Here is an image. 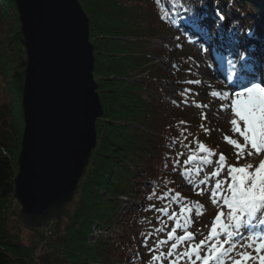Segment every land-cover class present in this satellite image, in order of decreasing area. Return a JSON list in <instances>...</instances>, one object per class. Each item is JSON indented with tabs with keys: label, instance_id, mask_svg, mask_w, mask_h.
Masks as SVG:
<instances>
[{
	"label": "trees",
	"instance_id": "trees-1",
	"mask_svg": "<svg viewBox=\"0 0 264 264\" xmlns=\"http://www.w3.org/2000/svg\"><path fill=\"white\" fill-rule=\"evenodd\" d=\"M79 1L90 19V38L96 59L94 74L104 109L103 117L97 122L98 146L79 184L71 205L73 209L65 211L67 223L64 224L62 219L41 229L27 227L35 234L33 245L28 246L10 225L11 216L19 215L17 208H20L14 196V179L18 173L24 130L21 98L27 54L16 6L10 0H3L4 17L12 21L17 18L12 24L9 40V44H16V49L12 51L7 45L2 47L5 53L0 57V74L11 80L10 89L16 95L17 106L14 105L13 110L8 108L12 110L13 125L9 126L10 122H7L10 115L3 113L0 116V264H95L100 259L110 264L114 259L124 261L131 254L128 240L112 246H107L105 241L95 243L92 242V228L100 224L106 227L116 219L120 198L130 197L131 184L139 177L138 171L147 166L150 167V187L175 188V177L167 170L164 158L172 157L178 139L185 143L192 137L191 123L180 116L169 124L161 106L148 102L142 95L140 83L134 76L153 58L144 31H156L160 35L171 32L176 23L173 16L181 12L186 0H161L159 5L157 0ZM190 2L189 14L194 16L200 11L217 33L224 30L230 7L232 21L227 34L231 37L247 32L252 24L248 16L258 8L259 20H263L259 30L264 31V10L260 13V4L264 5V0H256V3L253 0ZM165 13L167 18L161 19ZM142 14L149 17L156 30L151 24L145 26L140 21ZM128 38H133V42ZM40 246L46 251L37 256Z\"/></svg>",
	"mask_w": 264,
	"mask_h": 264
},
{
	"label": "water",
	"instance_id": "water-1",
	"mask_svg": "<svg viewBox=\"0 0 264 264\" xmlns=\"http://www.w3.org/2000/svg\"><path fill=\"white\" fill-rule=\"evenodd\" d=\"M27 54L14 196L25 226L60 221L76 196L104 109L90 19L79 0H10Z\"/></svg>",
	"mask_w": 264,
	"mask_h": 264
},
{
	"label": "rangeland",
	"instance_id": "rangeland-1",
	"mask_svg": "<svg viewBox=\"0 0 264 264\" xmlns=\"http://www.w3.org/2000/svg\"><path fill=\"white\" fill-rule=\"evenodd\" d=\"M111 2L112 1L109 0V3ZM190 3H191L190 0H186L185 3L183 4L181 8L182 9L181 17H178L181 12L178 14L176 13L173 16V18L175 17L177 18V23H176L177 28L175 31L172 32L165 31L161 35L155 33L156 31H153L152 33L150 31L147 32L144 31L145 33L144 38H146V40L151 44V46L149 47H150V54L153 56V58L150 60L147 66H144V68H142L140 72L137 71L136 73H134L135 74L134 76L137 78V81H139L140 83L141 86L140 90L142 92V95L148 100V102L155 103L161 106L160 110L162 109L164 115H166L165 117L168 119L169 124H171L170 123L171 120L174 122V120L178 119L180 116L181 118L185 119L187 122L191 123V127L189 129L190 131H192V137L190 138L189 142L182 143V147L181 149H179L181 151L177 150L176 153L177 155L178 153H183L182 156L179 157L177 156L178 159L180 160V164L182 165V169L179 172V174H177L178 177L176 178L179 187L176 191L173 190L171 194L174 195L176 192H179L181 199L193 204L194 211H195V204L197 202L203 206L202 209L203 214L198 217L193 215L191 218V224H190L191 226L189 225L190 227L187 228V231L194 234V239L190 243L198 244L200 240L208 236L212 224L215 220V217L220 211V209L212 203L211 195H210V187L212 184H214L215 179H224L227 176L228 165H234L239 167L247 163L253 165L254 168L259 164L261 159H264V153H261L259 156L255 154L250 157L245 155L243 159L237 160V154L234 146L229 144L225 139V137H229L231 139H237L240 143H243V138L239 136V133H233L232 131V125L230 121L235 117L230 107V101L227 102L225 100L210 95V93L212 92H218L221 94L225 93V89L223 86L220 85L219 88L216 85V83L219 82L217 76L215 75V69L217 66L216 53L218 51L216 49V45H219L220 47L224 45L232 49L236 48L237 46H240V48L242 49L239 51L238 55L242 56L246 54L243 48L245 47L248 41H251V44L253 48H255V52H256V56H254V58L255 59L259 58V60H261L262 58L263 59L262 62H264V50L261 48V47L264 48V38H263L264 31L261 32L259 30L260 24L263 22V20H259V13H258L259 9L256 8L257 9L255 11L256 13L251 11V13L248 16L249 20L252 22L250 28L243 37L237 38V41L235 42V44H233L235 46L234 47L231 44L232 41H229V37L227 35V29L229 28L231 23L226 19L224 30L219 31V33H217L216 28L209 29L205 25L204 21L198 18H195L196 22L192 23V20L195 16L187 15L186 13L188 11V7ZM253 3H256V0H253ZM260 6H261L260 13H262L264 10V5L260 4ZM198 14L201 13L198 12L196 16ZM229 14L227 15L228 19H230ZM5 15H6V8L4 6L3 0H0V57H2L5 53L4 48L2 49L3 46L4 47L6 45L9 46L8 48H12V51L16 49V44L14 42L9 44V40H11L10 37H11V29L13 26L12 24L13 22L14 24L17 22L18 17L14 18L15 21H12L10 18L6 19L4 17ZM148 18L149 17L142 14L140 21H143L145 26H148L147 24L152 25L153 22L151 23V21H149ZM177 37H179V39H177ZM128 40L133 42L134 39L128 38ZM146 40L144 41L147 42ZM91 42L93 43V40H91ZM177 45H180V47H177ZM12 51L10 50V52ZM174 65L175 67H173ZM103 68H105V66H103ZM230 72H235V71L231 70ZM263 73L264 72H260L259 76H262ZM95 79L96 81L98 80L97 78ZM195 80H199L201 81V83L200 84L185 83V81H195ZM10 83L11 80L6 75L0 74V116L1 114L3 115V113L10 115L7 121L10 122L9 126L13 125L14 123L11 118V112L14 108V105L17 106V98L15 93L10 89ZM185 88L192 89V92L188 94L187 104H184L182 102L184 97H182L179 94ZM227 89L229 92L238 91L236 88L230 91L228 85L226 90ZM7 93H9V95ZM173 100H175L177 103L173 104L172 103ZM193 101H195L196 103H200L202 105H208V107L198 108L194 105ZM222 105H224L223 108L221 107ZM21 106H22V119H23L22 123L24 124L22 98H21ZM8 108L12 110L9 111ZM202 125L203 127H201ZM241 127H243L242 123H241ZM194 132L197 134H195ZM205 141L207 142V144ZM197 142L203 143L208 149H210L215 153L214 157H210V159L213 160V163L209 166L204 167V171L201 173L200 178H203L206 175H210L218 167L215 161L218 160L219 155L221 153L224 154V156L226 157L224 172L221 173L220 177H214L209 181V186L205 188L203 195L197 194L199 189H194L193 186L190 183H188L187 178L181 175L185 167H189V166L193 168L196 167L195 164L189 166L184 165L183 161L187 159L189 155L193 154L194 152L201 156L204 155V153L198 152ZM184 145H187V147H185ZM138 172H140V170ZM145 181H146L145 178L137 177L136 180L131 184V187H133L132 190L135 189V185L137 183L139 186V190L144 191ZM200 187L204 188L203 185H201ZM226 187L227 185H225V188ZM165 192H166V188L155 189L154 187H151L149 189V192L145 194V198L149 204L155 205V209H159L164 207L165 204L168 203L167 200L159 199V197L163 196ZM153 193H155V195H153ZM132 196H133V192L131 193L130 197ZM149 197H151V199H149ZM129 198L128 200L127 198L124 197L120 198L119 207H120L121 216H119L117 220L124 217V215L129 210L131 205H133V201H131V199ZM73 204L74 203L72 202L70 205L66 207V209L68 208V210L71 211L73 209V206L71 205ZM137 206L138 204L134 207L137 208ZM173 207H175V205H173ZM155 209H150L149 207H146L144 209L145 211L144 213L137 212L136 215L142 218H145L146 216L159 217V218L164 217L160 213L156 212ZM18 211H19V215L11 216L10 225L11 227H13L15 230L18 231L23 243L27 244L28 246H32L34 242L35 234L34 232H32V230L28 229L22 222L20 217L21 208L19 209L17 208V213ZM224 211L226 212L227 209L225 208ZM62 219L64 221V224L65 222L67 223L68 219L67 217H65V214L62 217ZM52 221H55V219ZM52 221L49 222L51 226L54 224ZM116 225L112 224L110 229L106 227L103 228L104 231L102 235L109 237L112 236L115 231ZM120 226L121 225H117V227ZM167 226L165 227L166 231L164 233L165 239H167V233L170 232L173 227H175V225H171V227H169V225ZM142 228H143L142 226L135 227L136 231L134 230L133 227L130 230H122V235L123 237H127L129 233L132 231L133 234H138L141 231H143ZM93 230H95L94 227L92 228V232H93L92 235L95 234ZM176 234L182 235L183 230L178 229ZM48 235L50 237L52 236L50 232L48 233ZM136 238L140 239V237L138 236H136ZM124 239L125 238L120 237V240H124ZM221 239H223V237H221ZM128 241L130 242L132 241V239H128ZM170 242L171 241H169V243L167 244V250L164 252L165 254L170 248L171 245ZM188 243L189 242L186 241L182 245V248L187 247ZM241 243H248V241H242ZM180 250L181 248L177 249V251ZM241 250H247L250 252L253 251L251 248L249 249H240L239 247L237 248V251H241ZM45 251L46 250L42 248V246L38 247L36 251L37 256L43 254ZM201 254H203V252ZM253 255H255L254 252ZM151 256L152 255H146L144 257V264H148ZM102 263L105 264V262ZM110 264H121V263L111 262ZM124 264H128V263L126 262ZM136 264H139V262H136ZM162 264H168V260H163ZM226 264H231V261H226ZM251 264H255V261L251 262Z\"/></svg>",
	"mask_w": 264,
	"mask_h": 264
},
{
	"label": "snow or ice",
	"instance_id": "snow-or-ice-1",
	"mask_svg": "<svg viewBox=\"0 0 264 264\" xmlns=\"http://www.w3.org/2000/svg\"><path fill=\"white\" fill-rule=\"evenodd\" d=\"M160 3L161 0H157V4ZM167 16L168 14L165 13L161 19H166ZM221 19L223 18L221 17ZM195 22V18H193L192 23ZM185 83L200 84L201 81H185ZM238 87L239 90L233 91L231 95L218 92H212L210 95L230 101V107L235 117L230 121L232 131L239 133V136L243 138V143L229 137H225V139L234 146L237 160H240L245 155L250 157L254 154L259 156L264 153V79L258 82L255 77L246 81L242 80L238 82ZM191 92L192 89L185 88L179 93L184 97L182 101L184 104L188 103V94ZM172 103L176 104L177 102L173 100ZM193 103L198 108L208 107V105H202L195 101ZM221 107L223 108L224 105ZM241 123L243 127H241ZM184 146L187 147V145ZM197 149L204 155L201 156L195 152L189 155L183 161L184 165L195 164L196 167H185L181 175L187 178L188 183L194 189H199L197 194L203 195L205 188L209 186V181L214 177H220L224 172L226 157L221 153L218 160L215 161L218 167L210 175L200 178L204 167L213 163L210 157H214L215 153L203 143H198ZM182 155L183 153H178V157ZM176 163H179V159ZM201 185L204 188H201ZM225 185H227L226 188ZM172 191L169 189L159 197L161 200H167L168 203L162 208L155 209L156 212L166 216L168 220L175 222V227L167 233V239L157 240L152 247H148V238L152 236V233L140 234L144 241L143 246L148 247L149 253H158L151 256L148 264H162L163 260H168V264H226V261H231V264H251L253 261L255 264H264V227H261L264 226V159H261L254 168L253 165L247 163L239 167L228 165L227 176L224 179H215L214 184L210 187V195L212 203L220 211L215 217L208 236L200 240L198 244L190 243L194 239V234L187 231V227L191 224L193 215L198 217L203 214V206L197 202L194 211L192 203L181 199L179 192L172 195ZM152 207L155 208V205ZM178 229L183 230L182 235H176ZM162 231H164L163 227L155 229L156 233ZM173 240L175 242L171 243L166 254L160 251L162 245ZM186 241L189 242L187 247L182 248ZM242 241H248V243H241ZM238 247L240 249L251 248L253 251H237ZM178 248L181 250L177 251ZM202 252L203 254H201ZM130 264H136L135 259H132Z\"/></svg>",
	"mask_w": 264,
	"mask_h": 264
},
{
	"label": "bare ground",
	"instance_id": "bare-ground-1",
	"mask_svg": "<svg viewBox=\"0 0 264 264\" xmlns=\"http://www.w3.org/2000/svg\"><path fill=\"white\" fill-rule=\"evenodd\" d=\"M216 49L218 51L216 53L217 66L215 69V75L219 80L216 85L219 88L220 85L223 86L225 93H228L229 95L233 93L229 92L228 89L226 90L227 85L230 86L229 90L232 91L236 88V86H238L239 81H246L251 77L260 79L263 78V76H259V73L264 72V62H262V58L261 60H259V58H254V56H256V52L255 48H253L251 44V41L246 43L245 47L243 48L246 54L242 56L238 55L239 51L242 49L240 46H238V48L232 49L224 45L221 47L216 45ZM231 70L235 71L234 75L230 74Z\"/></svg>",
	"mask_w": 264,
	"mask_h": 264
}]
</instances>
